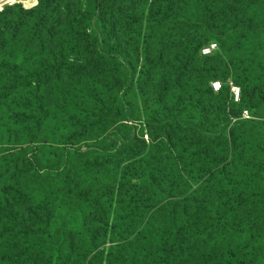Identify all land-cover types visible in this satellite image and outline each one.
I'll return each instance as SVG.
<instances>
[{"label":"trees","instance_id":"obj_1","mask_svg":"<svg viewBox=\"0 0 264 264\" xmlns=\"http://www.w3.org/2000/svg\"><path fill=\"white\" fill-rule=\"evenodd\" d=\"M94 1L85 32L75 30L81 0L0 10V144L18 136L0 147V264H264V0H156L149 27L161 32L163 69L144 108L131 99L128 64L121 77L111 66L103 23L114 12L103 5L113 0ZM147 4L137 3L139 26ZM73 51L84 56L79 68L66 59ZM88 69L107 78L87 95L99 98L91 112L27 113L47 85L71 102ZM212 96L225 109L211 122L182 110ZM138 125L153 147L137 139ZM129 141L143 147H120ZM45 153L53 163L42 167Z\"/></svg>","mask_w":264,"mask_h":264},{"label":"rangeland","instance_id":"obj_2","mask_svg":"<svg viewBox=\"0 0 264 264\" xmlns=\"http://www.w3.org/2000/svg\"><path fill=\"white\" fill-rule=\"evenodd\" d=\"M7 4H15L19 3L25 8H31L38 4L39 0H8ZM139 0H113L110 1V5L104 4L103 8L111 7L113 9V18L111 20V24L107 22L103 23L105 25V29H107V33L105 36L111 42V45L115 47L117 52V59L113 61L111 66H116L118 72V77H121V71L124 70L125 65L128 64L129 68L132 70L133 80H134V90L131 92V99H136L141 106L144 108V94L148 93L150 90V83L152 74L155 72L157 74H161L163 66L161 63L157 62L156 59L159 54V49L163 40L161 39V32L158 30L149 27L151 23L153 26L155 22L160 18L157 17L155 21L149 20L152 15L154 9L158 6V1H154L150 7V3L152 0H148L147 7L144 12L145 20L142 22L141 26L138 25L137 18L141 17V10L137 7V3ZM82 7L81 13L82 15H77V19L82 20L83 24L80 27H75V30H82L83 32L87 31V25L85 23H89L91 19V15L95 8L94 0H81ZM4 5V7H5ZM149 9V11H148ZM159 27V24H158ZM211 44H217L213 42ZM79 45V43H78ZM79 47H82L79 45ZM218 47V46H217ZM89 51V48H85ZM80 53L77 51L70 52L66 54V59H68L74 68H79L80 66L85 64V60ZM178 63L174 64L172 70H178ZM118 66V67H117ZM73 71H69L66 73V76L72 74ZM92 70H86L82 74H80V80L77 82V92L72 96L71 102L68 101L66 97L62 98V95L53 92V87H59L57 85H47L44 90L40 93L43 94V99L41 96L38 98H34L31 102L30 107L27 110V113L34 114L37 116H43L45 119H50L58 116H64V114L60 113L58 109H63L64 111H69L72 115L82 116L85 113L91 112L95 107H97V103L99 102V98L95 99L89 94V92L97 93L99 95V90L105 89V80L106 74L100 70H94V74L91 73ZM174 77V74H172ZM231 78H228V81ZM215 81V80H214ZM221 83H224L222 78H219ZM232 81V80H229ZM66 87H69L71 82H66ZM189 87L193 85V80L190 79L188 81ZM224 85V84H223ZM118 90H114L112 92L111 97L117 98ZM177 93H173L172 98H177ZM164 98V100H166ZM256 102L258 99L255 100ZM112 102L109 101V103ZM228 105V111L231 114H235L239 112V107L231 108V103L229 98L226 101ZM225 104L216 96L208 97L201 101H194L190 103H186L182 110H187V114H193L198 119L203 120L204 122H211V119L222 113L223 109H225ZM34 108H38V110H34ZM169 108L176 109L178 108L176 104L173 102L169 105ZM247 108H240V111L244 109V111L249 110ZM255 109V108H253ZM168 111V107H166V112ZM248 111V112H249ZM111 111L109 115L113 114ZM250 114V113H249ZM47 120H44L43 127H49V123ZM171 127L167 126L165 132L169 130ZM49 132V131H48ZM51 133V132H49ZM136 137L139 140H145L146 147H153V141L151 139V135L148 132V128L145 125H138L136 131ZM36 134V133H35ZM18 135V134H17ZM132 136V135H131ZM166 133L161 134L160 137H166ZM35 138L41 140L40 136H36ZM49 138V134L46 136ZM18 136L16 138L15 132L12 137L13 142L1 144L3 146L6 145H14L15 142H18ZM37 140V141H39ZM0 144V147L2 146ZM142 145V146H140ZM120 147H143L142 143L136 144L133 141L122 142ZM125 157V154L123 155ZM16 162H13L15 164ZM52 158L48 154H43V161L41 166L52 165Z\"/></svg>","mask_w":264,"mask_h":264},{"label":"built area","instance_id":"obj_3","mask_svg":"<svg viewBox=\"0 0 264 264\" xmlns=\"http://www.w3.org/2000/svg\"><path fill=\"white\" fill-rule=\"evenodd\" d=\"M216 48V44H211L207 47H204L202 49V53L203 54H209L212 52V50ZM230 86H231V92L233 95V98L235 101H240V96H241V88L237 85H235L233 82H230ZM212 87L215 91H219L222 87V83L221 81H214L212 82ZM247 111L244 112V115H247Z\"/></svg>","mask_w":264,"mask_h":264},{"label":"water","instance_id":"obj_4","mask_svg":"<svg viewBox=\"0 0 264 264\" xmlns=\"http://www.w3.org/2000/svg\"><path fill=\"white\" fill-rule=\"evenodd\" d=\"M6 3H9V1H8V0H0V10H3L4 5H5Z\"/></svg>","mask_w":264,"mask_h":264}]
</instances>
